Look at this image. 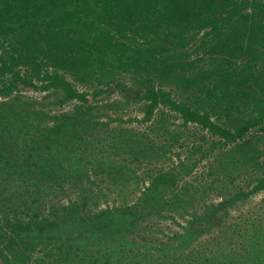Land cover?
I'll return each instance as SVG.
<instances>
[{"label": "trees", "instance_id": "1", "mask_svg": "<svg viewBox=\"0 0 264 264\" xmlns=\"http://www.w3.org/2000/svg\"><path fill=\"white\" fill-rule=\"evenodd\" d=\"M164 110L201 132L171 163ZM262 191L264 0H0V264H264Z\"/></svg>", "mask_w": 264, "mask_h": 264}, {"label": "rangeland", "instance_id": "2", "mask_svg": "<svg viewBox=\"0 0 264 264\" xmlns=\"http://www.w3.org/2000/svg\"><path fill=\"white\" fill-rule=\"evenodd\" d=\"M132 75L128 74L125 77H120L122 79V82L127 84L128 86H134V82L137 80L132 79ZM172 78V77H171ZM168 80L160 75V79L164 83V86H170V80ZM85 85L78 84V88L83 89ZM21 99L25 100H31V99H37L41 102H47L51 101L52 98L44 99V96L46 94L44 92H34V91H26L21 93ZM42 97V99H41ZM111 100L102 102L103 106L100 108L99 113L102 114L101 120H107V117L104 116V114H109L111 118H121L122 121H114L110 126H129L132 127L135 130H143L149 127L150 122L143 123L140 121V118L142 117V112L139 109V105L132 102V101H126V96L122 91H117L111 95ZM71 105H68L64 108H70ZM163 110V109H162ZM158 113V112H157ZM164 115L156 114V116H153L152 119L153 122L156 120L159 121H165L166 123L170 124L169 128L172 131L173 137L177 138L176 140L172 139V135L168 136L169 140H166L165 138H162L161 140L165 141L166 143L172 142L174 143L171 147V151L169 152L171 159L166 160V163H171L172 160L175 162L177 160L178 155L181 156V158H185L187 155L190 154V151H188V148H186V145H188L190 142H194L195 140H198L201 136L200 130L197 128H194L193 125L189 124L188 128L181 127V120L176 119L172 117V114L168 112L167 110H164ZM151 119V120H152ZM158 130L153 131V133L157 132ZM157 139V137H156ZM161 141V142H163ZM193 158L199 157V153H196L192 155ZM208 161L207 159H203V161L199 162L197 168L194 170L192 174L185 177V180H194V178L197 180V182L203 181V169L206 167V164ZM202 177V178H201ZM147 178V177H146ZM147 182V179H145ZM182 183V182H181ZM142 186V185H140ZM207 195V196H206ZM202 198L209 199L214 198L212 196V193L210 192H203L200 194ZM264 205V191L257 193L256 195L249 198L244 205L240 206L237 210H232V217L238 216L242 212V214L253 211L257 209L258 206ZM261 218L264 219V211L261 213ZM159 225L164 228V230H169L168 227L177 228L170 222L169 220H161L158 221Z\"/></svg>", "mask_w": 264, "mask_h": 264}]
</instances>
